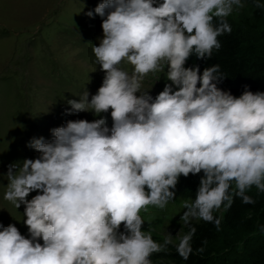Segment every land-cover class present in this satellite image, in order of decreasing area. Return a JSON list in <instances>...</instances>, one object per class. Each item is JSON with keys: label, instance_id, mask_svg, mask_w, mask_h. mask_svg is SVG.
Instances as JSON below:
<instances>
[{"label": "clouds", "instance_id": "1", "mask_svg": "<svg viewBox=\"0 0 264 264\" xmlns=\"http://www.w3.org/2000/svg\"><path fill=\"white\" fill-rule=\"evenodd\" d=\"M234 6L243 4L101 0L86 13L102 20L92 52L104 78L96 94L85 89L67 100L65 114L99 118L68 120L51 130V141L32 138L26 146L38 157L8 165L3 199L24 206L28 234L0 223V264H152L172 236L156 242L140 213L173 201L181 176L203 172L195 199L183 203L185 224L198 219L219 231L215 210L235 198L255 203L246 191L264 192V92L245 88L235 97L218 87V64L202 73L185 67L193 55L211 59L221 48L217 38L231 34ZM165 67L163 90L141 91L145 77ZM109 110L111 127L102 115ZM196 231L190 227L176 245L185 261Z\"/></svg>", "mask_w": 264, "mask_h": 264}, {"label": "rangeland", "instance_id": "2", "mask_svg": "<svg viewBox=\"0 0 264 264\" xmlns=\"http://www.w3.org/2000/svg\"><path fill=\"white\" fill-rule=\"evenodd\" d=\"M100 2L0 0V31L7 32L0 37V77L13 79L10 96L4 97L0 88V123H8L5 134L0 126V137L4 134L5 142L15 145L10 155L0 141V223L4 226L15 224L25 236L28 229L23 224L24 206L16 209L3 199L8 165L38 157L37 152L26 146L32 138L44 137L51 141V130L68 120L92 122L99 118L91 112L72 115L65 112L69 107L67 100H79L85 89L96 94L104 78L92 52L93 45L99 46L103 37L102 20L99 16L89 18L86 15ZM241 3L243 7L234 6L228 19L239 26L252 24L254 8L247 1L241 0ZM121 67L129 72L132 70L127 64ZM165 83L166 67L145 77L141 91L151 90L150 95L155 97ZM110 111L102 114L107 117L109 127L112 124ZM34 195L36 193L28 199ZM185 201L188 199L179 197L164 209L149 206L146 211H141L145 220L143 230L151 231L153 239L160 244L169 235L172 236L171 244H178L184 235L185 223L180 218L185 211ZM260 242L263 240H257L256 244ZM150 260L152 264H158L153 257Z\"/></svg>", "mask_w": 264, "mask_h": 264}, {"label": "trees", "instance_id": "3", "mask_svg": "<svg viewBox=\"0 0 264 264\" xmlns=\"http://www.w3.org/2000/svg\"><path fill=\"white\" fill-rule=\"evenodd\" d=\"M244 1L254 8L252 24L239 26L227 18L232 32L217 38L221 48L218 51L213 50L211 59L200 60L193 55L185 65V67L198 65L202 73L205 68L218 64L220 73L224 76L218 87L223 91H229L235 97H239L245 88L253 93L264 92V0ZM216 22L214 19V23ZM4 35H7V32L0 31V37ZM12 81L9 76L0 77V88L4 92V97L10 96L13 92ZM0 126L5 134L8 123H0ZM4 134L0 137L1 146L12 155L15 145L13 147L10 143H6ZM202 176L203 172L198 175L190 174L187 178L181 176L174 190L175 199L181 197L193 201ZM246 195H249L255 203L244 204L240 198H235L231 208L225 209L221 206L219 210L213 212L214 217L221 220L219 231L214 224L198 219L184 225V235L190 227L197 229L191 242L193 253L188 260L185 261L178 255L177 244L168 245L165 251L155 253L150 258L153 257L158 264H264V230H262L264 229V192L253 186L246 191ZM252 234L259 235L250 238ZM242 240H244L242 245L236 248ZM257 240L263 242L257 245ZM204 241L206 243H203ZM201 247L204 251L197 252L196 250Z\"/></svg>", "mask_w": 264, "mask_h": 264}, {"label": "crops", "instance_id": "4", "mask_svg": "<svg viewBox=\"0 0 264 264\" xmlns=\"http://www.w3.org/2000/svg\"><path fill=\"white\" fill-rule=\"evenodd\" d=\"M2 25H4V23H1Z\"/></svg>", "mask_w": 264, "mask_h": 264}]
</instances>
